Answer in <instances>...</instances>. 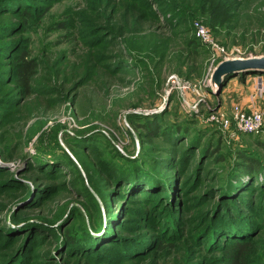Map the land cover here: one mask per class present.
Wrapping results in <instances>:
<instances>
[{
  "label": "rangeland",
  "instance_id": "1",
  "mask_svg": "<svg viewBox=\"0 0 264 264\" xmlns=\"http://www.w3.org/2000/svg\"><path fill=\"white\" fill-rule=\"evenodd\" d=\"M16 2L0 9V101L15 95L20 51L45 81L17 106L0 102V264L12 250L4 264H228L237 242L244 264H264V174L239 201L225 195L237 151L264 160V91L236 75L217 95L220 61L197 38L264 55V0ZM235 107L261 110L260 132L211 119ZM235 216L237 232H214ZM26 223L44 230L27 241Z\"/></svg>",
  "mask_w": 264,
  "mask_h": 264
},
{
  "label": "trees",
  "instance_id": "2",
  "mask_svg": "<svg viewBox=\"0 0 264 264\" xmlns=\"http://www.w3.org/2000/svg\"><path fill=\"white\" fill-rule=\"evenodd\" d=\"M16 0H0V9L4 8V9H9L10 11H16L17 7L19 6V4L17 5ZM10 3V4H7ZM12 3V4H11ZM23 5V4H21ZM25 5V4H24ZM22 15H25L24 13ZM7 52V51H6ZM5 52V53H6ZM4 55V53H3ZM109 57V56H108ZM112 59L113 57L110 56ZM12 67L9 71V81H11V85H12V92H15V95H13L10 98H6L1 100L0 102L3 103L5 102L6 104H10L13 106H17L21 99L20 96L18 95H23L24 97H27L30 95L31 91H32V86L38 85L36 83H40L41 81L40 79H42V81H45L43 79H45L43 72L41 71V73L38 72V69L40 68L39 63L34 60L29 58V54L26 51H20L17 55L12 56ZM95 59L91 56H88L87 59L85 60L84 64H85V69L86 70H91L95 64ZM251 76H256L257 74L254 73H242L237 75V77H240L241 79L247 77L248 75ZM38 75L40 77H38ZM236 75H228L224 78L225 81L235 77ZM38 77V78H37ZM36 89L39 91H42V89L38 86H36ZM17 93V95H16ZM17 101V102H16ZM16 103V104H15ZM155 123H151V125H146V129L147 131H149L148 134H157V126L155 125ZM159 127H161V125L157 124ZM176 130V129H174ZM239 135H250V134H239ZM238 135V136H239ZM220 143V142H219ZM218 152L217 150H213V152H211V156H209L210 158H212V156L214 154H216ZM237 163L235 166V169L233 170V173L231 174L228 182H229V188L226 189L225 191V195H231V200L236 202L239 201V197L241 195H243V193H249L252 191V187H253V182H254V176L255 173L257 171L262 172V174H264V160L262 158H256L255 155L249 153V152H245L244 150H240L237 151ZM134 175V174H133ZM247 177L248 180H246L245 182H241L242 179L244 177ZM135 177V178H134ZM141 175H134L132 178V183L134 184V180H140ZM123 178V177H122ZM125 180H127V176H124ZM133 184H131V190L134 189L137 186H132ZM127 188L129 187L128 185L126 186ZM142 187V185H141ZM167 187V186H166ZM228 187V185H227ZM172 196L174 195L172 189ZM174 198V196H173ZM218 214H216L215 216H217ZM222 218V223L216 227L213 226L214 232L216 233H223L225 234L227 232L228 235H232L233 232H237V230H234L233 227L236 226L237 222H235L237 220V216H235V218H231L232 221L227 220L224 222L225 217H221ZM126 221V219H125ZM30 226V227H29ZM238 226V225H237ZM34 225H29V224H24L21 227H19V230L22 231H26L28 233V237H27V241L31 240V235L35 232H39L40 230H44L42 229V227L40 226H35ZM216 227V228H215ZM239 227V226H238ZM30 228H32V230H29ZM211 228H209L208 231H210ZM17 230H12L10 228H7L6 230H3V233L5 234H12L14 232H16ZM212 231V230H211ZM20 232V231H19ZM17 233V232H16ZM231 233V234H230ZM236 235V234H234ZM67 236V235H66ZM64 237L65 239V248L63 247V250L66 249V246L70 247L69 250L72 251V249L74 250L75 247L77 246V244L75 243L74 240L70 239L69 237ZM94 239H96L93 235H91ZM230 237V236H229ZM91 238V237H90ZM92 239V238H91ZM110 240H112V238H110ZM90 242V241H88ZM84 245H88V244H84ZM247 244L242 243V242H237L235 244V250L230 251L231 253L228 255V264H244V260L243 258L245 257V255L243 256V252L245 250V248ZM92 246V244L90 245ZM136 246H140L139 244ZM136 246H132V248L136 249ZM23 248H26V245H24ZM91 247L86 248V250L89 251ZM99 248V246H98ZM96 251V250H95ZM13 252L14 250H12L10 253L6 254V258L4 259V261L1 264H4L5 261L10 260V258L13 256ZM78 253H82L81 251H79ZM85 254V253H82ZM81 255V254H80ZM23 259L21 258V255H17L12 259V263L11 264H23L24 262H22ZM188 264V263H187Z\"/></svg>",
  "mask_w": 264,
  "mask_h": 264
},
{
  "label": "built area",
  "instance_id": "3",
  "mask_svg": "<svg viewBox=\"0 0 264 264\" xmlns=\"http://www.w3.org/2000/svg\"><path fill=\"white\" fill-rule=\"evenodd\" d=\"M197 38L204 40L205 43L210 45L214 54L212 55V63H218V61H223L225 59H236V58H247L253 57L251 54L245 55L239 49L227 52L224 47H221L215 43L208 40L205 31L201 28L197 30ZM203 41V42H204ZM176 79V78H173ZM174 82V80L172 81ZM264 91V76L261 75L255 80V92L260 96ZM211 119L217 121L222 128L225 130L233 131V133L238 134H256L260 132L263 124V112L259 109L252 110L250 112H244L241 108L235 107L232 111L231 119L223 118L220 116H212Z\"/></svg>",
  "mask_w": 264,
  "mask_h": 264
},
{
  "label": "water",
  "instance_id": "4",
  "mask_svg": "<svg viewBox=\"0 0 264 264\" xmlns=\"http://www.w3.org/2000/svg\"><path fill=\"white\" fill-rule=\"evenodd\" d=\"M256 73V76L264 75V55L247 58L225 59L219 62L211 77V84L216 87V94L220 93L222 81L228 75L242 73ZM248 76H251L248 75Z\"/></svg>",
  "mask_w": 264,
  "mask_h": 264
},
{
  "label": "crops",
  "instance_id": "5",
  "mask_svg": "<svg viewBox=\"0 0 264 264\" xmlns=\"http://www.w3.org/2000/svg\"><path fill=\"white\" fill-rule=\"evenodd\" d=\"M250 103V102H249ZM250 106V105H249ZM251 108H255L254 106H250ZM250 110H252V109H250Z\"/></svg>",
  "mask_w": 264,
  "mask_h": 264
}]
</instances>
